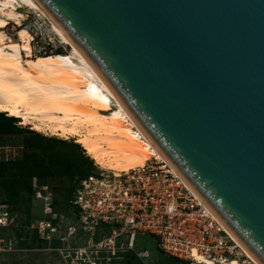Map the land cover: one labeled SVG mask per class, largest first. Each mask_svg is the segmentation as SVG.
I'll return each instance as SVG.
<instances>
[{"label":"water","instance_id":"obj_1","mask_svg":"<svg viewBox=\"0 0 264 264\" xmlns=\"http://www.w3.org/2000/svg\"><path fill=\"white\" fill-rule=\"evenodd\" d=\"M174 174L264 264V0H35Z\"/></svg>","mask_w":264,"mask_h":264},{"label":"built area","instance_id":"obj_2","mask_svg":"<svg viewBox=\"0 0 264 264\" xmlns=\"http://www.w3.org/2000/svg\"><path fill=\"white\" fill-rule=\"evenodd\" d=\"M18 7L16 0L8 4L0 0V16L10 9L20 12L18 23L31 38V53L61 52L59 47L64 44L51 21L38 9ZM10 22L17 26L16 21ZM100 175L103 183L90 175L79 184L71 202L72 220L58 218L51 195L46 193L44 217L31 224L40 240L62 245L83 235L91 250L109 260L135 252L138 238L144 236L151 237L163 255L184 264H220L244 257L237 243L165 163L150 159L119 175L105 171ZM97 182L103 187L97 188ZM12 222L7 206L0 203V227ZM99 229L103 239L98 241Z\"/></svg>","mask_w":264,"mask_h":264},{"label":"bare ground","instance_id":"obj_3","mask_svg":"<svg viewBox=\"0 0 264 264\" xmlns=\"http://www.w3.org/2000/svg\"><path fill=\"white\" fill-rule=\"evenodd\" d=\"M11 1L2 0L5 4ZM16 1L18 8L41 11L69 49L63 54L32 55L31 38L18 23L20 12L5 11L0 16V113L19 118V123L31 130L73 138L99 170L114 175L141 167L150 159L165 163L52 18L35 0ZM11 20L17 23L16 39L2 31ZM241 250L244 258L220 264H245L248 260L255 264Z\"/></svg>","mask_w":264,"mask_h":264},{"label":"rangeland","instance_id":"obj_4","mask_svg":"<svg viewBox=\"0 0 264 264\" xmlns=\"http://www.w3.org/2000/svg\"><path fill=\"white\" fill-rule=\"evenodd\" d=\"M17 27L9 23L2 30L8 37L16 39ZM62 47L69 49L65 45L59 47L63 54ZM66 53V52H65ZM38 56L37 54H33ZM6 117V114L2 113ZM13 123L14 127L10 128L9 133H0V161H14L21 160L25 153L26 147L24 141L40 146L36 150L41 152L42 147L52 145L62 158H75L78 156L83 159L81 172L65 176H53L47 178L44 185L36 180H33V194L30 201V222L44 217V204L46 201V193L51 195V207L57 208L54 211L59 219L67 218L72 220L74 217L73 208L68 200V196L72 193H67L65 188L73 187L81 184L82 180L88 174L96 176L99 181L103 183L102 170L95 167V161L87 155L85 150L75 143L73 138L63 139L58 136L45 134L31 130L29 125H21L20 119ZM0 124H4L0 120ZM86 157L87 159H84ZM95 165V166H94ZM92 167L91 169H89ZM97 188L101 185L99 182L94 184ZM43 186L45 188H43ZM103 187V186H101ZM39 194V195H38ZM38 195V196H37ZM1 201V200H0ZM8 211L10 207L7 205ZM19 217L13 216V222L7 227H0V264H184L175 260L172 257L163 255L157 248L154 240L151 237H139L137 240L136 251L124 253L120 258L106 259L103 258V253H95L88 247L87 241L83 235L75 240H69L62 245H56L54 242H42L39 246L28 247L21 246L29 244L31 240L35 239L32 229L22 226L19 223ZM96 240L103 239V230L99 229ZM138 252L139 255L136 254ZM244 258V257H243ZM241 260V259H240ZM245 261V260H242ZM248 262H251L248 260ZM245 261V264H248ZM252 263V262H251ZM253 264V263H252Z\"/></svg>","mask_w":264,"mask_h":264},{"label":"trees","instance_id":"obj_5","mask_svg":"<svg viewBox=\"0 0 264 264\" xmlns=\"http://www.w3.org/2000/svg\"><path fill=\"white\" fill-rule=\"evenodd\" d=\"M0 120L4 123L0 124V133L11 132L10 128L14 127L13 123L18 121L15 117H6L1 113ZM24 145L26 153L21 160L0 161V203L10 207L8 212L12 218L13 216L19 217V223L27 229H31L30 201L33 194V180L38 181L40 185H44L47 178L53 176L82 174L81 166L84 160L78 156L68 159L62 158L54 151L52 145L42 147L40 153L36 152L40 146L28 140L24 141ZM84 159L87 158L84 157ZM90 175L88 174L85 178ZM78 187L79 185L65 188L67 193H72L71 196H68L71 206ZM53 211H57V208L53 207ZM32 233L35 239L31 240L29 244L25 243L21 246L34 247L46 242L38 238L34 229H32ZM54 244L60 245L58 242H54Z\"/></svg>","mask_w":264,"mask_h":264}]
</instances>
